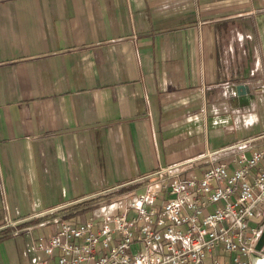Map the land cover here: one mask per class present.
Here are the masks:
<instances>
[{"label": "crops", "instance_id": "1", "mask_svg": "<svg viewBox=\"0 0 264 264\" xmlns=\"http://www.w3.org/2000/svg\"><path fill=\"white\" fill-rule=\"evenodd\" d=\"M263 147L264 0H0V264L105 193Z\"/></svg>", "mask_w": 264, "mask_h": 264}, {"label": "built area", "instance_id": "2", "mask_svg": "<svg viewBox=\"0 0 264 264\" xmlns=\"http://www.w3.org/2000/svg\"><path fill=\"white\" fill-rule=\"evenodd\" d=\"M234 163L200 176L159 170L142 190L103 201L84 220L55 216L53 233L34 243L47 257L28 264H207L217 249L230 259L212 264H252L264 226V147Z\"/></svg>", "mask_w": 264, "mask_h": 264}, {"label": "rangeland", "instance_id": "3", "mask_svg": "<svg viewBox=\"0 0 264 264\" xmlns=\"http://www.w3.org/2000/svg\"><path fill=\"white\" fill-rule=\"evenodd\" d=\"M128 192H131V191L129 189L128 190H122V191H119V192L116 191L114 195H122V194L128 193ZM104 197H100V199L98 198L99 199L98 201H96L97 199H93V200H90V201L86 202V203H88V206H89L88 209L95 208L96 206H99L103 201H106V200H109V199L111 200V198L113 199V197H115V196L107 195V196H104ZM80 213H78V214H80ZM72 214L74 215L75 213H72Z\"/></svg>", "mask_w": 264, "mask_h": 264}, {"label": "water", "instance_id": "4", "mask_svg": "<svg viewBox=\"0 0 264 264\" xmlns=\"http://www.w3.org/2000/svg\"><path fill=\"white\" fill-rule=\"evenodd\" d=\"M237 93L240 97H243L246 95L247 89L245 88L244 85L240 84L239 86H237ZM263 244H264V230L261 232V236L255 246V249L259 251L263 246Z\"/></svg>", "mask_w": 264, "mask_h": 264}]
</instances>
